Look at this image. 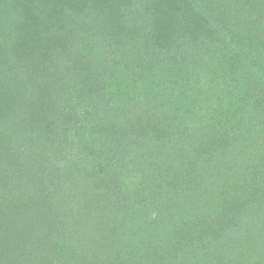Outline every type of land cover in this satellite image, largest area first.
<instances>
[{
	"label": "rangeland",
	"instance_id": "1",
	"mask_svg": "<svg viewBox=\"0 0 264 264\" xmlns=\"http://www.w3.org/2000/svg\"><path fill=\"white\" fill-rule=\"evenodd\" d=\"M50 1L0 0V264H264V0ZM121 88L98 132L135 136L128 210L89 184L45 219L60 166L8 107ZM120 225L129 241L101 235Z\"/></svg>",
	"mask_w": 264,
	"mask_h": 264
},
{
	"label": "trees",
	"instance_id": "2",
	"mask_svg": "<svg viewBox=\"0 0 264 264\" xmlns=\"http://www.w3.org/2000/svg\"><path fill=\"white\" fill-rule=\"evenodd\" d=\"M37 1L45 6L51 4L50 0H24V4L32 10ZM185 3L188 4V1L185 0ZM187 8L190 10V2ZM8 56L9 52H0L1 61ZM119 90L110 93L104 90L91 93L82 102L76 100V102H80L78 105H75L72 100L63 101L58 98L53 102L54 104L59 101L58 105L50 114L43 110V106L33 108L32 102L25 103L21 108L8 107V114H5L4 118L9 119L10 122L5 124V127L22 136L35 133L36 139L41 140V137H45L46 141L43 145L45 151L51 156L52 161L60 166L53 175L47 177L43 188L47 192V196L45 195L44 198L41 195L39 203H37L38 211L44 208L43 205H47L45 219L53 218L58 223L59 219L72 220L71 211L64 214L63 208L69 201L83 203L87 198L89 184H95L96 187L104 185L103 188L106 191L116 194L118 203L124 207V210H128L130 191L128 187L130 186L126 184V181L132 176L130 177L129 172V176L125 177L126 170L121 171L117 157L130 148L135 136L124 134L121 140L124 144L119 148L113 143L110 145L103 143V134L98 132L102 118L110 110L108 109L106 112L110 100L113 99L112 104H119L122 88ZM73 116H76L77 119H73ZM116 140L118 141V137ZM10 174L12 173H7V175ZM76 180L81 182L76 184ZM61 183H68L69 186L64 190L59 185ZM47 198L48 200H46ZM44 200L46 202H41ZM139 214L142 215L143 212L139 210ZM113 219L118 221V217ZM59 225L57 227H60ZM132 233H134V228L120 225L112 226L106 232L102 231L101 235L105 238H109L111 235L113 238L111 240L121 239V241L127 242L132 238L130 235ZM123 250L125 254L127 251L125 248ZM120 261L127 263V260Z\"/></svg>",
	"mask_w": 264,
	"mask_h": 264
}]
</instances>
